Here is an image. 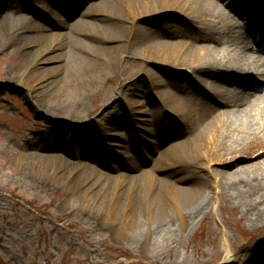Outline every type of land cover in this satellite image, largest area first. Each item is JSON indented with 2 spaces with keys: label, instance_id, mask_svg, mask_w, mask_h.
I'll use <instances>...</instances> for the list:
<instances>
[{
  "label": "rangeland",
  "instance_id": "rangeland-1",
  "mask_svg": "<svg viewBox=\"0 0 264 264\" xmlns=\"http://www.w3.org/2000/svg\"><path fill=\"white\" fill-rule=\"evenodd\" d=\"M38 1L36 4L40 8L30 7L29 10L21 5L28 17L24 21L25 26L20 30L14 28L13 35L0 39V264H230V259L234 260V264H241L248 261L247 253L253 252L257 245L261 247L258 252H264V220L252 222L256 220L257 208L264 207V188L237 195L225 187V182H218L215 176L221 172H235L240 166L250 164L255 156L264 155V119L260 121L262 125L260 123L252 130L238 125L237 130H234L236 126L230 130L227 140L237 152L236 159L242 161L238 166L231 168L233 161L217 157L207 145H203L200 153L191 150L185 156L176 158L174 165L180 167V175L188 176L191 169L188 167L186 170L182 164L203 157L200 167H194V170L209 184L205 187L208 204L205 215L199 216L193 226L183 225L174 203L165 197L176 217L178 236L169 240L158 238L156 244L161 249L157 252H141L139 245L129 241L134 232L131 224L135 213L142 214V200L125 195L120 200L111 201L108 199L110 189L93 184V181L103 167L100 164L103 158H107L113 166L106 170L110 175L102 178V182L109 179V186L114 185L113 178L119 172L123 175L139 174L124 165L129 160L138 164L137 154L145 157L146 152L142 151L140 143L145 145V151L150 150L145 144L148 135L142 126L150 119L148 104L156 101L158 90L155 80L148 76L145 68L157 74L159 65L169 75L177 76L185 67L161 64L157 62L159 59L146 61L145 58H137L135 61L131 53H126L116 66L109 68L110 75L106 77L101 73L100 66L104 64L100 59L102 54H95L92 56L94 66L79 75L83 86L77 80H71L68 86L63 85L62 81L67 79L65 68H53L63 64L61 59H52L59 52L58 46L53 45L49 52H42L39 48L44 44L40 36L44 26L50 24L52 8L64 4L62 0ZM95 1L105 2L92 0L94 5ZM12 3L18 2L0 0V18L8 13ZM246 5L254 10L255 5L250 0ZM95 10L97 14L87 18L101 24L94 30L97 37H103L107 33L106 27L110 26L127 32L144 22V28L149 27V20L154 19H164L166 25L180 26L183 23L182 20L177 21V14L182 17L183 12L171 4H168L167 10L162 9L137 20L126 9L121 14V20L118 17L105 22L100 16L106 10L100 6ZM74 18L71 23L81 20L82 14L78 12ZM196 21L199 22L196 26L202 25V19ZM221 23H225L224 18H221ZM160 24L157 22L158 26L153 27L158 30ZM159 29L167 30L166 27ZM61 30L54 29V32L59 34ZM81 38L85 39L84 36ZM86 40L100 50L105 45L99 39ZM242 46L246 47V52L254 51L258 55L256 50L251 51V47L256 49L251 42L247 41ZM137 63L144 65L145 70L140 69ZM89 75L93 79H89ZM233 85L228 84V87L233 88ZM141 89H146L148 98L141 96ZM83 91L88 93L78 102L77 109L89 120L106 118L109 114L106 127L85 123L75 113L59 109L65 104L66 93ZM123 91L126 98L120 95ZM258 94L264 96V87L258 90ZM217 99L223 100L222 97ZM131 100L134 102L131 103ZM156 104H159L158 101ZM262 104L264 106V102ZM220 108L227 106L220 105ZM119 110L120 116H112ZM192 113L182 111L181 119L171 115L173 119L169 122L162 115V129L158 132L167 136L172 129L186 126ZM64 119L74 123L75 127L66 125ZM130 121L136 124L133 135L130 133L131 124L128 125ZM61 124L73 134H82L81 142L75 147H62L64 153L60 156L51 158L50 154V158L40 162L38 156L48 151L45 149L58 148L44 138L45 134L51 129L49 133L53 135ZM91 125L94 128L91 129ZM119 135L126 137L127 142L122 141ZM52 137V141L58 138L56 135ZM91 147L92 157L83 158V148ZM153 155L157 157L158 154L152 152L150 156L153 158ZM261 161L262 165H255L241 175L252 178L264 172V156ZM69 168L72 169L68 172ZM88 168L97 169V174ZM89 187H92L90 191ZM126 208L134 216H123L122 211ZM101 214L105 216L103 221L97 219ZM120 215L123 224L120 233L116 234L113 223Z\"/></svg>",
  "mask_w": 264,
  "mask_h": 264
},
{
  "label": "bare ground",
  "instance_id": "bare-ground-1",
  "mask_svg": "<svg viewBox=\"0 0 264 264\" xmlns=\"http://www.w3.org/2000/svg\"><path fill=\"white\" fill-rule=\"evenodd\" d=\"M31 1L34 2V5L39 3L38 0ZM246 1L105 0V2H96L94 5L89 0H80L78 3L74 0H66L72 6L69 5V7L63 8L57 5V7H53L49 15L51 23L42 29L40 38L44 44L39 50L49 52L53 49V45L58 46L59 52L52 59H61L63 64L53 68L55 70L65 68L67 79L62 81L63 85H70L71 80L79 82V75L94 66L92 56L95 54H102L100 59L104 64L102 63L100 66L101 73L106 77L110 75L109 68L116 66V63L122 60L126 53H131L135 61H137V58H145L146 61L159 59L157 62L161 64L185 67L177 76H172L159 65L157 68L159 72L156 74L154 70L137 63L140 69L145 68L148 76L155 80V87L158 90L156 91V101L159 104L157 105L154 100L151 104H148L150 119L146 120L142 126L143 131L148 135L147 138L145 137L147 139L145 144L150 150L145 151L142 147L143 152H146L143 155L145 157L142 158V156L137 155L138 164L134 160H130L127 166L131 171H137L138 175L125 174L123 176L117 174L113 178L114 187L109 186V179H104V182H102V178L105 177L104 175H110L106 173V170L113 166L108 159L104 158L101 160L103 167L98 177H95L93 181V184H101L102 187L110 189L111 196L108 199H111V201H114V199L120 200L125 195H133L134 198L139 197L142 200V214L135 213L134 221L131 224L134 232L129 239L131 243L140 246L141 252H157L161 249L160 245L157 246L156 244L158 238L169 240L174 236H178L176 217L172 206L168 201H165V197L171 199L174 203L176 214L183 225L193 226L199 216L205 215L208 204L205 187L209 184L202 180L194 170V167H200L201 163L199 164V162L203 161V157H199V160L195 162L186 161L182 164L185 165L186 170H188V167L191 169V171H188L190 173L188 176L180 175V167L174 165L176 158L185 156L191 150L201 152L203 151V145H207L212 152H216L217 157L219 155L224 161H233L230 163L231 168L238 166L242 161L236 159L237 152L233 150L229 143L230 140H227L230 137V130L235 126L234 130H237L238 126L246 130H252L255 126L260 125V121L264 119V106L262 104L264 96L257 93L247 96L245 90L255 91L260 87H264V54L260 50L258 55L254 52H246V47L242 46L247 41H264L260 37L253 35L252 37L248 33L249 29L254 27L253 24H250L254 15L258 16L257 21L259 24L262 25L261 22L264 21V0H252L256 5L254 12L238 9L240 4L243 5ZM168 4L183 12L182 17L177 14V21L182 20V25H166V20L152 18L154 20H149V24H151L149 27L144 28L143 24L146 23L144 22L141 24L142 26H137L133 31L126 32V30L123 31L110 26L106 27L107 33L103 37H97L94 30L101 24H97L96 20L90 21L87 18L95 16L97 14L95 8L100 6V8H104V11L106 10L100 16V18L102 17L101 20L105 22L118 17L121 20V14L126 9L130 10L134 16L133 19L137 20L142 19L144 15L159 10H167ZM21 5L22 3H20ZM20 6H14L12 3L9 5L11 14L1 15L0 19L3 21L0 24L1 40L13 35L14 28L20 30L25 26L24 21H27L28 17L26 11ZM82 6L83 12L79 10ZM78 12H82V20L71 23V19ZM198 18L203 20L201 26L195 25L199 23L196 21ZM221 18H224V24H219ZM135 20L133 21L135 22ZM157 22H161L160 26L162 24L166 26H159L157 30L153 27V25L158 26ZM261 25H259L260 30L263 29ZM163 27H166L167 30L159 29ZM54 29L62 30L57 31L58 34L54 32ZM81 36H84L85 39H82ZM87 38L93 41L99 39V42L102 41L105 45L100 50L99 47L87 42ZM130 41L132 44L129 48ZM88 77L93 79L92 75ZM226 77L228 81H226ZM79 83L83 86V82ZM228 84H234L233 88L228 87ZM238 90L241 91L238 92ZM147 91L149 92L148 87ZM140 92L141 96L148 98L146 89H141ZM87 93L86 91H83V93H66L65 104L59 109L65 108L75 113L85 123L106 127L109 123V114L106 118L89 120L77 109L76 105L82 97L87 96ZM120 95L126 98L124 91ZM217 97H222L223 100H218ZM208 99L228 108L221 109L219 105L213 104ZM133 102L131 100V103ZM182 111H193L188 124L179 129H172L168 133L170 135H161L158 132V129H162L160 127L162 126L161 116L164 115V119L169 122L170 119H173L172 116L181 119ZM119 114L120 110L112 116H120ZM63 121L69 127H75L74 123L65 119ZM90 128L92 129L94 126L91 125ZM258 129H261V127ZM50 131L52 130L47 131L44 138L46 137L47 140H50L49 143L58 148L45 149L48 151L38 156L40 162L50 158V154L51 158L60 156L62 152L64 153L62 147H75V144L81 142L82 134L81 136L73 134L64 124L60 125L57 132L52 133L58 137L53 141L51 140L53 135L49 133ZM130 133L132 134V130ZM148 137H153V139L150 140ZM119 138L127 142L126 137H120L119 135ZM166 144L170 146L166 150H162ZM87 148H83L86 154L84 157H92V153H90L92 147ZM152 152H158L159 159H155L154 156L152 158L150 156ZM262 156L264 155L255 156L250 164L240 166L235 172L217 173L215 174L216 179L218 182H225V187L237 195L244 194L249 190L264 188V172L255 174L252 178L241 175L243 172L251 170L255 165H262ZM72 168H69L68 172ZM88 169L93 174H97V169ZM91 188L89 187L88 190L90 191ZM126 214L129 217L130 215L131 217L134 216L133 212L128 211L127 208L122 211L123 216H126ZM255 215L256 220L252 222H262L264 220V207H258ZM98 217L99 221H103L105 216L101 214ZM122 224L123 219L120 215V218L113 223V230L116 234L120 233ZM260 249L261 247L257 245L253 252H248L246 255L248 261H243L241 264H264V252L259 253ZM254 250L257 252H254ZM229 263L234 264L235 262L230 259Z\"/></svg>",
  "mask_w": 264,
  "mask_h": 264
}]
</instances>
